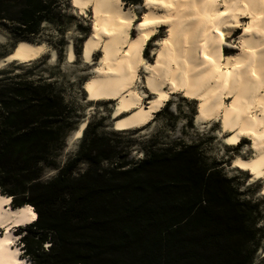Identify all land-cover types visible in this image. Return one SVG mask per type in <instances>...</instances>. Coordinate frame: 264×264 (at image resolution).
<instances>
[{
	"label": "trees",
	"instance_id": "1",
	"mask_svg": "<svg viewBox=\"0 0 264 264\" xmlns=\"http://www.w3.org/2000/svg\"><path fill=\"white\" fill-rule=\"evenodd\" d=\"M54 1L0 0V25L16 42L31 41ZM71 118L51 82L0 77V193L11 207L36 212L17 229L30 264L251 263L259 247L254 210L196 145L124 160L92 136L58 166ZM81 159L87 168L73 174ZM45 168L57 171L43 180Z\"/></svg>",
	"mask_w": 264,
	"mask_h": 264
},
{
	"label": "bare ground",
	"instance_id": "2",
	"mask_svg": "<svg viewBox=\"0 0 264 264\" xmlns=\"http://www.w3.org/2000/svg\"><path fill=\"white\" fill-rule=\"evenodd\" d=\"M70 2L79 10L91 7L81 58L90 63L97 52L101 56L83 89L90 101H116L113 129L147 126L170 94L182 92V97L199 102L196 123H221L225 145L250 139L249 155H236L231 166L248 172L253 180L264 176V0H144L135 35L131 27L136 16L123 0ZM241 24L238 49L224 53L230 47L224 43ZM161 26L167 27V34L154 47L155 58L149 63L142 48L152 35H160ZM46 51L44 42L18 40L0 58V66L28 62ZM66 57L75 60L71 45ZM140 69L156 94L147 105L136 90ZM85 123L82 120L72 131L68 146L82 136ZM10 200L0 193V264H28L20 256L13 229L34 221L36 212L29 204L11 207Z\"/></svg>",
	"mask_w": 264,
	"mask_h": 264
},
{
	"label": "rangeland",
	"instance_id": "3",
	"mask_svg": "<svg viewBox=\"0 0 264 264\" xmlns=\"http://www.w3.org/2000/svg\"><path fill=\"white\" fill-rule=\"evenodd\" d=\"M70 1L55 0L49 18L41 21L39 33L31 37V41L45 43L47 51L44 54L28 62L10 61L0 66V70L3 72L0 77L21 76L32 80L48 81L63 96L70 109L72 123L66 130L64 148L58 155L57 165L61 166L65 163L81 148L85 139L92 136L104 138L113 147L115 153L121 154L124 160H136L143 156V151L146 149L155 150L159 147L176 146L179 148L185 145H196L197 150L201 152L203 161L207 165H216L221 173L229 179L231 185L241 193L238 196L239 199L248 203V206L254 210L252 215L256 220V238L259 247L250 264H264V193L262 190L264 176L253 180L248 172L231 166L232 159L236 155L243 154V152L244 155L249 153L250 139L247 138L245 142H238V145H225L221 123L218 120L196 123L195 117L199 102L197 99L191 100L182 97V92L170 94L168 102L163 103L154 112V119L149 121L147 126L122 130L113 129L111 111L116 101L111 99L90 101L83 89L101 56V52H97L92 56L90 63H84L81 58L82 46L89 34L92 21L91 7H87L86 11L79 10ZM143 1L133 3L132 0H123V3L127 4L136 16L135 21L132 22V35L136 33V26L140 22L138 20L141 19L142 10L145 8ZM246 21L248 20L242 21V24ZM242 24L238 33L229 39L227 38L223 46L227 48L230 45V47L227 50L224 48V53H235L234 51L238 49L236 47L238 45L237 37L242 32ZM160 32V35H152L151 38L147 39L142 48V56L149 63H153L155 58L154 47L157 46L156 44L160 42L161 38L166 36L167 27L161 26ZM16 43L9 28L0 25V58L9 53ZM69 45L72 46L75 54L74 62L67 61L66 53ZM136 90L143 97L146 105L156 96L150 92L146 85L143 69L138 72ZM144 94L146 96H143ZM82 120H86L85 126L90 123L86 134L74 139L68 146V137ZM117 159L121 160L122 158L112 157L111 161ZM107 163H109L107 160L100 161V165L105 166ZM87 166L88 162L81 159L74 168L73 174L81 173ZM56 171L57 168H45L42 179L51 178ZM19 227L13 229V234L16 236L14 242L18 247L20 246L17 248L21 253L20 256H22L26 246L20 242L23 231L18 232ZM48 245L49 242L46 241L42 247L45 249ZM29 257L32 259V256Z\"/></svg>",
	"mask_w": 264,
	"mask_h": 264
},
{
	"label": "water",
	"instance_id": "4",
	"mask_svg": "<svg viewBox=\"0 0 264 264\" xmlns=\"http://www.w3.org/2000/svg\"><path fill=\"white\" fill-rule=\"evenodd\" d=\"M16 45V44H15ZM15 47V46H14ZM14 47H13V49H14ZM13 49H11L10 51H12Z\"/></svg>",
	"mask_w": 264,
	"mask_h": 264
},
{
	"label": "built area",
	"instance_id": "5",
	"mask_svg": "<svg viewBox=\"0 0 264 264\" xmlns=\"http://www.w3.org/2000/svg\"><path fill=\"white\" fill-rule=\"evenodd\" d=\"M163 103H166V101H164ZM160 107H161V106H160ZM160 107H159V108H160Z\"/></svg>",
	"mask_w": 264,
	"mask_h": 264
},
{
	"label": "clouds",
	"instance_id": "6",
	"mask_svg": "<svg viewBox=\"0 0 264 264\" xmlns=\"http://www.w3.org/2000/svg\"><path fill=\"white\" fill-rule=\"evenodd\" d=\"M35 220V219H34Z\"/></svg>",
	"mask_w": 264,
	"mask_h": 264
}]
</instances>
